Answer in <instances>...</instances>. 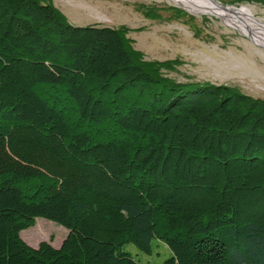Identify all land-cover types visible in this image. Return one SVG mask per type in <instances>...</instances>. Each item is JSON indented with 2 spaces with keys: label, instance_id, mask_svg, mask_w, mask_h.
<instances>
[{
  "label": "trees",
  "instance_id": "trees-1",
  "mask_svg": "<svg viewBox=\"0 0 264 264\" xmlns=\"http://www.w3.org/2000/svg\"><path fill=\"white\" fill-rule=\"evenodd\" d=\"M127 32L0 0V264H137L124 245L153 241L162 264H264V100L166 78ZM37 219L59 248L21 239Z\"/></svg>",
  "mask_w": 264,
  "mask_h": 264
},
{
  "label": "rangeland",
  "instance_id": "rangeland-1",
  "mask_svg": "<svg viewBox=\"0 0 264 264\" xmlns=\"http://www.w3.org/2000/svg\"><path fill=\"white\" fill-rule=\"evenodd\" d=\"M212 1L225 9L249 8L255 21L264 25V0ZM50 2L71 26L126 29L132 49L141 53L144 61L172 62V68L160 70L166 78L182 84L224 85L264 100V49L253 45L248 36L227 22L230 13L224 17L193 13L169 0ZM147 10H153L155 17H146ZM180 13L186 18L179 16ZM67 235L63 227L37 219L33 227L21 232L20 237L32 248L43 241L59 248ZM122 250L137 264H162L171 257L166 246L156 241L152 243V255L139 251L132 244L124 245Z\"/></svg>",
  "mask_w": 264,
  "mask_h": 264
},
{
  "label": "bare ground",
  "instance_id": "bare-ground-1",
  "mask_svg": "<svg viewBox=\"0 0 264 264\" xmlns=\"http://www.w3.org/2000/svg\"><path fill=\"white\" fill-rule=\"evenodd\" d=\"M169 1L193 13H209L220 17H224L226 13H230L231 16H229L227 20L230 25L237 29L242 35L248 36L256 44L264 46V25L255 21L249 8L239 9L231 7L225 9L221 7L218 3L213 2L212 0Z\"/></svg>",
  "mask_w": 264,
  "mask_h": 264
},
{
  "label": "water",
  "instance_id": "water-1",
  "mask_svg": "<svg viewBox=\"0 0 264 264\" xmlns=\"http://www.w3.org/2000/svg\"><path fill=\"white\" fill-rule=\"evenodd\" d=\"M250 40H251V42H252L253 45H255V46L259 47V48L264 49V46H261V45L256 44L252 39H250Z\"/></svg>",
  "mask_w": 264,
  "mask_h": 264
}]
</instances>
